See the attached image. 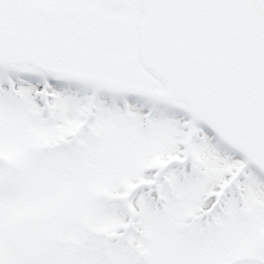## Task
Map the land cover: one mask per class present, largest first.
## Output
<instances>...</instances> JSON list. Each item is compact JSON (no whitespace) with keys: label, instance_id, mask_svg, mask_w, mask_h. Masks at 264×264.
<instances>
[{"label":"snow or ice","instance_id":"1","mask_svg":"<svg viewBox=\"0 0 264 264\" xmlns=\"http://www.w3.org/2000/svg\"><path fill=\"white\" fill-rule=\"evenodd\" d=\"M0 264H264V0H0Z\"/></svg>","mask_w":264,"mask_h":264}]
</instances>
